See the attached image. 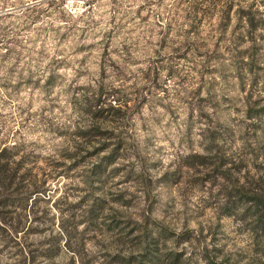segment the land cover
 <instances>
[{
    "label": "rangeland",
    "instance_id": "1",
    "mask_svg": "<svg viewBox=\"0 0 264 264\" xmlns=\"http://www.w3.org/2000/svg\"><path fill=\"white\" fill-rule=\"evenodd\" d=\"M72 259L264 264V0H0V264Z\"/></svg>",
    "mask_w": 264,
    "mask_h": 264
},
{
    "label": "trees",
    "instance_id": "2",
    "mask_svg": "<svg viewBox=\"0 0 264 264\" xmlns=\"http://www.w3.org/2000/svg\"><path fill=\"white\" fill-rule=\"evenodd\" d=\"M34 223V221L33 222H31V226H32V224ZM34 224H36V223H34ZM30 226L25 230V231H23L21 234H17V235H14V236H12L10 239L12 240V242H14L15 244H14V246L16 247V248H18L19 249V251H18V253L19 254H22V256H25V255H27V256H34V258H36L37 256H35L34 254H31L30 253V251L28 252V251H26L25 252V250H26V242H27V239H28V237H29V235H30ZM28 246V245H27ZM26 254H25V253ZM26 256V257H27ZM39 256H41V257H43V258H45V259H50V258H53V255H50V254H48V253H41V255H39ZM44 259V260H45ZM71 263L72 264H77L76 263V260L75 259H72V261H71Z\"/></svg>",
    "mask_w": 264,
    "mask_h": 264
}]
</instances>
